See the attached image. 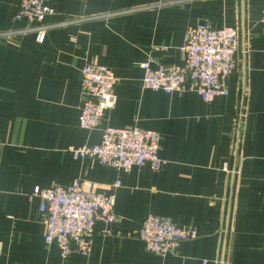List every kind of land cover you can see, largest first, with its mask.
I'll return each mask as SVG.
<instances>
[{
    "label": "crops",
    "instance_id": "1",
    "mask_svg": "<svg viewBox=\"0 0 264 264\" xmlns=\"http://www.w3.org/2000/svg\"><path fill=\"white\" fill-rule=\"evenodd\" d=\"M20 2L0 0V264H264V0H51L55 14L33 23L15 18ZM204 21L238 30L228 94L144 89L142 64L181 65ZM88 63L118 78L116 106L91 130L79 122ZM107 126L158 132L161 169L74 155ZM76 179L113 195L116 219L96 222L88 255L64 258L33 194ZM150 215L197 235L157 255L137 236Z\"/></svg>",
    "mask_w": 264,
    "mask_h": 264
},
{
    "label": "built area",
    "instance_id": "2",
    "mask_svg": "<svg viewBox=\"0 0 264 264\" xmlns=\"http://www.w3.org/2000/svg\"><path fill=\"white\" fill-rule=\"evenodd\" d=\"M55 12L51 0H21L15 18L29 23L42 22ZM39 35L43 37L44 30ZM181 51V65L153 67L152 58L145 61L142 64L143 88L165 93L196 92L206 102L228 94L227 81L237 66L236 27L217 28L210 21L198 23L187 30ZM117 82L114 72L104 65L88 63L84 66L79 116L82 128H98L106 112L116 106ZM160 148L161 136L156 131L137 126H107L102 129L99 144L83 145L73 152L77 158H95L103 165L128 173L134 167L144 165L159 171L163 164ZM120 184L119 181L116 183L117 186ZM33 195L41 198L45 242L48 245L56 243L64 258L72 252L88 255L96 222L111 223L116 219L115 197L86 189L80 179L67 186L36 187ZM196 235L195 230L181 228L170 217L162 215L146 217L137 231L147 249L161 256L174 253L183 241Z\"/></svg>",
    "mask_w": 264,
    "mask_h": 264
}]
</instances>
